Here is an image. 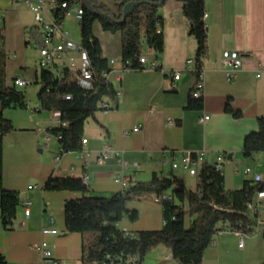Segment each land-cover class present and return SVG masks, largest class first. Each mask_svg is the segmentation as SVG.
I'll list each match as a JSON object with an SVG mask.
<instances>
[{"label":"crops","instance_id":"obj_1","mask_svg":"<svg viewBox=\"0 0 264 264\" xmlns=\"http://www.w3.org/2000/svg\"><path fill=\"white\" fill-rule=\"evenodd\" d=\"M97 1L112 13H118L119 6L114 1ZM204 11L208 14L205 20L207 53L201 65V108L187 109L196 74L186 61H193L196 42L188 34V21L182 13L181 2L165 0L157 11L161 18L163 51L148 50L141 54L156 59L159 68L123 69L117 63L108 81L119 96L108 99L109 111L95 113L102 127L92 118L87 119L82 137L85 142L80 150L61 152L55 163L53 158L60 146L49 130L60 126V117L57 112L40 111L36 98L40 88L37 41L41 39V29L35 25L28 3L0 0L1 44L8 54L6 83L11 86L12 79L20 77L29 84H36L37 88L31 93L18 88L27 106L3 110V116L13 129L2 140V185L6 190L16 191L19 200L15 218L6 227L2 226L0 217V254L5 264L38 261L39 250L32 246L42 241L47 243L50 256L59 264H83L86 236L65 231L64 203L85 194L45 190L43 186L49 178L86 177L85 183L91 192L113 193L121 190L115 181V175L120 172L134 175L135 182H147L153 175L177 176L185 181L189 175L181 168L182 156L194 155L201 163L213 165L218 155L225 154L220 171L226 190L239 189L244 180H252L253 174L260 175L264 190V152L250 158L242 155L244 137L257 129L259 117L264 119V0H204ZM78 22L74 11H69L62 20L63 31L76 43H79ZM31 30L35 32L32 36ZM92 30L101 46L102 57L120 58L119 33L103 31L97 21L93 22ZM224 50L237 51L241 56V65L232 79H228V72L221 67ZM66 56L78 59L74 51L67 52ZM174 72L180 73L176 81L169 75ZM227 101L233 111L241 113L239 118L224 111ZM204 115L208 118L203 119ZM167 120H172V125H166ZM138 125L139 131L133 132ZM106 145H111L127 166H120L114 157L97 162L94 153ZM85 152L90 155L85 156ZM173 158L178 164L175 169L171 168ZM245 169L250 170L249 175L244 174ZM189 177L195 178L196 189V177ZM27 199L30 207L25 217L21 202ZM160 201L153 196L129 201L127 208L135 211L137 218L131 220L125 215L116 227L128 233L160 229L164 223ZM182 207L186 210L185 204ZM189 219L185 215L187 224ZM221 229L218 231L224 229L225 232L214 234L204 250L202 264H260L264 261L262 237L260 256L250 258L246 254L252 250L246 245L252 238L244 235L243 247L239 248V233L232 231L227 223H223ZM235 247L243 255L238 262L231 259ZM140 264L176 262L170 249L158 245L146 253Z\"/></svg>","mask_w":264,"mask_h":264},{"label":"trees","instance_id":"obj_2","mask_svg":"<svg viewBox=\"0 0 264 264\" xmlns=\"http://www.w3.org/2000/svg\"><path fill=\"white\" fill-rule=\"evenodd\" d=\"M118 4V13L97 0H69L68 6L79 3L81 15L79 19V43L93 73L89 88H84L75 81V73L64 69L60 76H54L46 70L39 71L37 83L40 88L36 93L40 111H52L60 114V120L66 122L52 128L49 133L56 137L61 152L78 151L81 147L84 122L95 119L97 104L102 98L114 99L115 90L104 76L108 71V59L102 57L101 46L93 34V22L97 21L103 31L119 33L122 61H127V69L143 70L139 63L141 51L140 22H144L143 38L145 46L154 53L163 51V35L158 7L141 3L134 7L122 23V7L129 1H147L156 3L159 0H112ZM165 1V0H164ZM184 17L188 21V34L194 38L196 49L193 56V72L198 75L202 60L207 53L206 28L202 20L204 0H180ZM86 4L91 7L89 11ZM67 9L54 13L57 22H62ZM106 14L114 19H107ZM160 29L158 32L157 29ZM34 30L30 35H34ZM0 36V217L3 227L15 218L19 205L16 191L6 190L2 185V140L3 136L13 129L10 121L3 116L6 108H25L27 101L24 94L13 85L9 86L5 79V63L8 54L4 52ZM42 45L41 39L37 41ZM68 96L69 98H66ZM200 94L189 95L187 109H200ZM224 111L235 118L241 113L233 111L227 101ZM264 152V119H257V129L243 139L242 155L250 158ZM194 158V155H191ZM86 177L49 178L43 188L53 191H79L82 195L64 203V224L68 233L85 235V254L83 264H101L105 255L116 257L121 264H140L146 253L153 247L163 245L171 250L176 264H202L204 250L211 244L214 234L222 230L223 223L235 232L249 234L253 232L257 222L251 217L247 204L253 203L256 192L262 190L260 183L244 180L239 189L226 190L221 171L213 165L201 163L196 176V189H187L182 178L171 176L161 178L153 175L147 182H133L128 187L113 193H93L85 183ZM153 196L161 199L164 223L158 230L137 232L124 231L116 227L125 215L131 220L137 218L135 211L127 208L129 201ZM185 204L184 210L182 205ZM185 215L190 219L185 222ZM264 241V224L261 231ZM0 264H5L0 254ZM260 264H264V261Z\"/></svg>","mask_w":264,"mask_h":264},{"label":"built area","instance_id":"obj_3","mask_svg":"<svg viewBox=\"0 0 264 264\" xmlns=\"http://www.w3.org/2000/svg\"><path fill=\"white\" fill-rule=\"evenodd\" d=\"M30 5V10L33 15V20L36 26L41 29V42L42 45L38 49V61L37 69L38 72L41 70H46L51 72L54 76H60L64 70V65H69V63H77L82 67V77H75V81H81L82 87L89 88L93 80V73L90 69L89 63L86 60V55L83 49L80 46V43H76L68 38L67 33L62 29V22H57L54 16L55 11L61 9H67L65 14L69 11H74L75 16L80 19L78 16V9H81V6L75 5L76 2L71 3L68 6L69 0H51L47 2L45 0H22ZM208 14L204 11L202 15V20L205 25V20L207 19ZM159 32L160 29L158 28ZM69 51H74L78 54V59L68 58L66 53ZM119 63L123 69H127L128 62L122 61L120 58H111V66H108L109 70L104 72V76L108 79V76L113 69V67ZM139 63L143 69L155 70L159 68V62L156 59H149L147 55H141L139 57ZM221 67L228 72V79H232L234 73L241 65V56L237 51L234 50H224L221 53L220 57ZM186 65L193 69L194 63L192 60H187ZM173 80H178L180 77L179 72L169 73ZM203 73L200 69L198 71L197 78L192 87V94H200L202 98L203 93ZM11 84L15 87H24L29 82L25 81L20 77H15L12 79ZM115 96H119V92H115ZM66 98H69L66 96ZM98 110L106 113L111 109L109 100L107 98H102L97 104ZM58 113V112H57ZM60 117V114H58ZM208 118V115H204L203 119ZM172 120H167L166 125H172ZM61 127L66 126L65 121H59ZM140 126H136L132 129L133 132L139 131ZM56 138V137H55ZM48 137L46 138V142ZM61 154V151L56 153L53 158L55 163H58V155ZM85 156L90 154L85 152ZM114 157L118 160L120 166H127L124 161L119 157V153L115 151L111 145H106L102 149L94 153V159L97 162H101L107 158ZM226 155H218L217 161L213 166L216 170H221L222 162L225 160ZM201 164L200 158H192L190 155L182 156L181 158V168L186 171L189 176L196 177L199 171ZM136 166L137 164H133ZM178 167L177 161L173 158L171 161V168L175 169ZM245 175L250 174L249 169L244 170ZM115 181L121 186V189L128 187L131 183L134 182V175L128 174L125 172H120L115 175ZM252 181L255 183H260L261 178L259 174L252 175ZM31 188V186H28ZM23 207V214L25 217L29 215L30 200H24L21 202ZM247 209L251 217H255L259 220L260 232L263 229L264 224V190H259L256 192V197L253 203L247 204ZM225 232L218 231L219 233ZM244 242V234L239 233L238 247L242 248ZM35 250H39L40 259L31 264H59L55 259L50 256L49 250L47 249V243L42 241L39 244H34L32 246ZM264 255V247H263ZM101 264H121L116 257L110 255H105Z\"/></svg>","mask_w":264,"mask_h":264},{"label":"rangeland","instance_id":"obj_4","mask_svg":"<svg viewBox=\"0 0 264 264\" xmlns=\"http://www.w3.org/2000/svg\"><path fill=\"white\" fill-rule=\"evenodd\" d=\"M159 7H161V6H159ZM140 28H141V51H142V53H148V49L145 46L144 38H143V30H144V22L143 21L140 22ZM23 88L26 91L28 90L29 93H31L32 91H35L37 89L36 84H34V83L27 84ZM184 182H185L187 189H191V190L195 189V178L188 176ZM257 226L258 225L254 226V230L252 233L245 234L248 236V238L249 237L252 238L251 240H249L250 241L249 244L246 245V247H248L252 250V252H250L249 254H246V256L248 255L250 258L260 256V254H261V251L259 249L260 245H261V234L259 233L260 228H258ZM242 256H243L242 253L238 252L236 250V247H235V250H233L231 253L232 261L238 262ZM91 264H94V263H91Z\"/></svg>","mask_w":264,"mask_h":264},{"label":"water","instance_id":"obj_5","mask_svg":"<svg viewBox=\"0 0 264 264\" xmlns=\"http://www.w3.org/2000/svg\"><path fill=\"white\" fill-rule=\"evenodd\" d=\"M180 1V0H179ZM141 3H146V4H152V5H155L157 7L161 6L163 3H164V0H159L158 2L156 3H150V2H147V1H129L127 3H125L122 7V16H121V20L119 21H116L117 23H122L126 16L128 14H130L132 12V10L134 9L135 6L141 4ZM86 7L89 11H92L91 10V7H89L87 4H86ZM104 17H106L107 19H110L112 21H114L113 18H111L110 16L106 15V14H102Z\"/></svg>","mask_w":264,"mask_h":264},{"label":"bare ground","instance_id":"obj_6","mask_svg":"<svg viewBox=\"0 0 264 264\" xmlns=\"http://www.w3.org/2000/svg\"><path fill=\"white\" fill-rule=\"evenodd\" d=\"M81 15V9H78V16ZM108 64L111 65V58L108 59ZM64 69H68L72 72L75 73V77H82V67L81 65H78L77 63H69V65H64ZM78 84L82 85L81 81H77ZM85 142V139L82 138L81 139V144H83ZM254 219L256 220L257 223H259V220L257 218L254 217Z\"/></svg>","mask_w":264,"mask_h":264}]
</instances>
